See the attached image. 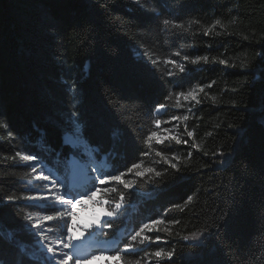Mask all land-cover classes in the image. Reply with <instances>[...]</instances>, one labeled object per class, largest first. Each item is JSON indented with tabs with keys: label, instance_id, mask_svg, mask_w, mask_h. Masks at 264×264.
<instances>
[{
	"label": "trees",
	"instance_id": "trees-1",
	"mask_svg": "<svg viewBox=\"0 0 264 264\" xmlns=\"http://www.w3.org/2000/svg\"><path fill=\"white\" fill-rule=\"evenodd\" d=\"M203 56L206 63L190 62ZM160 104L167 107L157 112ZM173 116L193 137L149 144ZM69 122L103 157L104 174L123 172L132 184L113 181L101 210L115 214L84 230L108 242L105 264H264V0H0L4 264H53L40 228L24 219L51 209L8 197L38 192L17 152L65 169L78 152L64 141ZM141 161L143 175L128 172ZM154 220H163L160 231L132 241ZM49 224L66 233L63 221ZM144 235L159 239L139 244Z\"/></svg>",
	"mask_w": 264,
	"mask_h": 264
},
{
	"label": "rangeland",
	"instance_id": "rangeland-1",
	"mask_svg": "<svg viewBox=\"0 0 264 264\" xmlns=\"http://www.w3.org/2000/svg\"><path fill=\"white\" fill-rule=\"evenodd\" d=\"M192 95L196 97V93L192 92ZM191 96L187 99L188 101L191 100ZM175 119L170 120V124L168 125H162L156 132L161 138H164V142H169L172 144L175 140H172V136H176L178 139L181 141L187 140L188 142V136L187 132L183 129L182 126H178L179 123H174ZM69 130L64 134V139L66 142L71 144L73 147H78L81 148V150L84 152V155L86 157L85 161L77 162L75 156L71 155L69 159L70 166L68 170L66 171V174L64 177L59 176L58 173H56L53 169H51L49 166L45 165L43 162H39L38 159L35 161L30 162L32 165V168L35 167L34 171V180L36 183H38V192L31 194L29 196H44L48 198V205L50 208V204L52 201V198L56 194H65L68 193L67 197L68 199H74V200H81L82 203L77 205L76 208L74 209L77 217H78V222H89L92 221V219L95 218V216L104 213L102 209V205L100 203H97V201L100 200H106L107 196H105V189H111L113 187V180H108L106 183L101 184L100 181L104 180L106 175H102L100 173V166L96 164V157L90 153V147L88 144L85 142V140L82 138L81 135V129L80 126L76 122H69L68 124ZM167 130V131H166ZM153 141L157 142L156 138L153 137ZM182 143V142H181ZM85 169V170H84ZM43 172L44 175L49 176L50 180L48 181H43V180H37L36 177L39 176ZM90 177H96L95 183L93 184L92 188L89 189L88 191H81L82 193H75L77 188L74 186L77 181L82 180L83 182L81 183V187H83L87 181L88 178ZM53 181H55V185H53ZM45 185L47 187H45ZM60 185H63L61 187ZM96 188H99L101 191L97 192L95 196H93L91 199H88V195H90L92 192L96 190ZM41 204L45 205V202H40ZM60 210H65L63 207L60 205L56 206ZM51 209V208H50ZM53 214L52 212H38L34 213L32 215H50ZM52 221H43L42 222V229L40 228V248L48 258L53 262V264H56V262L61 258V254L63 252H69L73 251L67 248H63V245L57 243L52 245L55 252L56 256L52 258L51 253H47L46 248L47 245L51 244L53 239H60L62 237H66V234H63L60 229L57 226L49 224ZM69 223L71 222L70 219L68 221ZM67 227V226H66ZM65 227V230H66ZM83 229H79L77 234H80V231ZM43 231L44 234H46L49 239L44 240L43 235H41V232ZM87 236H83L81 239L75 241V244L79 245L80 247L82 246L81 240L86 243L88 241ZM89 249V253H82L81 249L77 246V250L74 251L78 253L79 256H77L81 260V264H105V261L103 259V255L106 254L105 250H100L98 252L94 251L92 252L91 244H88L86 247V250ZM83 251V250H82ZM73 252V254H74ZM103 254V255H101ZM98 257L97 259H92V257ZM75 259V257H74ZM74 264V263H73ZM152 264H157V263H152Z\"/></svg>",
	"mask_w": 264,
	"mask_h": 264
},
{
	"label": "snow or ice",
	"instance_id": "snow-or-ice-1",
	"mask_svg": "<svg viewBox=\"0 0 264 264\" xmlns=\"http://www.w3.org/2000/svg\"><path fill=\"white\" fill-rule=\"evenodd\" d=\"M137 3H139V0H136ZM196 23H199V21H195ZM221 22L219 20L216 21V24H220ZM163 24L165 26L171 25L173 24V21L171 20H167L165 19L163 21ZM215 24L212 25L211 28L206 29L205 34L211 33L212 30L215 28ZM178 27L183 28L184 25H178ZM177 56L180 55L179 52L176 53ZM185 60H188L189 57L185 56L184 57ZM200 61H204L205 63L208 61V57L207 56H203V57H196L195 59H191V63L192 64H197ZM153 63H156V61H152ZM170 63H174L176 64L175 61H169ZM221 63H226V61H220ZM176 66L179 68L180 71H184V65L182 64H176ZM203 89H201L202 91ZM180 96H183L185 100H187L190 96L192 99H195V96L192 95L191 92H189L187 95H185L183 92H181L179 94ZM179 106V105H177ZM167 107L166 104H160L157 112H162L165 108ZM173 119L175 120H179L180 117L178 116H173ZM183 119L187 120V117H183ZM154 123L159 126L162 122L160 120H155ZM3 127L7 128V125H3ZM167 131V130H166ZM10 135V133H9ZM187 136L189 137H193V132L191 131H187ZM153 137L156 138L157 143L159 144H163L164 143V138H161L158 133L156 131L151 132V135H149L147 137V142L150 144ZM172 140H175L177 143H187V140L181 141L180 139H178L176 136H172L171 137ZM17 156H20L22 161L25 162H32L35 161L37 158L33 155H21V153L17 152L16 153ZM145 155H147V153H145ZM157 156H164V152L162 151H157L156 152ZM165 162H169L167 160V158L165 157ZM143 164V161H141L140 163H135L131 166V168L128 169V172H133V170L135 171V174L137 176L143 175L144 173L139 171V169L141 168V165ZM173 168L176 167L175 164L171 165ZM35 167H33V171H35ZM149 172H155V169L153 168H147L146 169ZM155 174L157 176L161 175L160 172H155ZM125 175V173L121 172L119 175H110V176H106L104 180H101L100 183L104 184L106 183L108 180H113V181H119L121 184H123L124 188H131L132 184L124 179L123 176ZM37 180H43V181H48L50 180L49 176H46L43 174V172H41V174L39 176L36 177ZM53 185H55V181L52 182ZM61 187H63V185H60ZM45 187H47L45 185ZM101 190L99 188H96V190L94 192H92L90 195H88V199H91L93 196L96 195L97 192H100ZM105 194H107V192L109 191V189H105ZM111 191H115V189H111ZM68 195V193L65 194H56L51 201L50 204V208L53 214L50 215H32V214H28L27 216L24 217V219L32 222L33 226L36 228H41L42 229V222L43 221H63L67 227H66V237H62L60 239H53L51 244L47 245L46 251L47 253H51L52 254V258H54L56 256V252L53 248L52 245L54 244H61L63 245V248H67L73 251H69V252H63L61 254V258L56 262V264H71V262L74 261V264H81V260L77 257L74 259V254L73 252L77 250V245L75 244V241L79 240L82 238L83 233H80L79 235L77 234L79 229H83L85 231H87L89 228L93 227L94 225H99L100 224V216L97 215L95 216L94 220L91 222H78V217L74 211V209L76 208L77 205L81 204L82 201L81 200H74V199H68L66 198ZM18 199H24L27 201H31L33 203L34 206L39 207L40 206V202H45V207H49L47 201L48 198L44 197V196H24V197H17V196H9L8 200L12 201V200H18ZM124 200V195L123 193H120V200L118 202L115 203V208L119 209L122 206V202ZM97 203H100L101 205H103L104 203H107V201H97ZM60 205L61 207H63L65 210H60L59 208H57L56 206ZM115 213L114 212H106V215L108 216H113ZM70 219V223L68 222ZM163 223V220H154L151 222V224H144L139 231H137L135 233V235H133L131 237L132 241H137L138 237H141L142 233L145 232V230L147 229L148 231H160V228L158 227L160 224ZM109 227H111V224H108ZM167 230V229H165ZM41 235H43V239L44 240H48L49 237L43 233V231L41 232ZM12 236L11 234H9L8 239H11ZM153 239L158 240L159 237H150L147 235H144L142 239L139 240V244H145L146 242H151ZM185 239H187V237H185ZM126 249L128 250L129 253L135 254L136 252V247L134 244L129 243L126 246ZM173 253L169 252V253H163L162 251H157L155 252V256L156 257H162V256H167L169 259L171 258ZM98 257L93 256L92 259H97ZM116 259L121 260L122 257L120 255V252L117 251L116 253ZM0 264H4L3 260H0ZM123 264H132L131 261L128 260H124ZM135 264H140L139 261H136Z\"/></svg>",
	"mask_w": 264,
	"mask_h": 264
}]
</instances>
